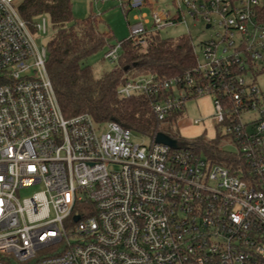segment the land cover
I'll use <instances>...</instances> for the list:
<instances>
[{"label":"built area","instance_id":"built-area-1","mask_svg":"<svg viewBox=\"0 0 264 264\" xmlns=\"http://www.w3.org/2000/svg\"><path fill=\"white\" fill-rule=\"evenodd\" d=\"M21 1L0 0V264H264V0H175L173 12L120 0L138 11L127 39L143 48L188 18L219 27L199 43L202 59L192 41V70L128 79L118 94L174 89L153 103L165 120L211 93L217 133L221 125L245 160L239 172L185 139L177 138L181 148L136 141L116 121L65 116L47 44L36 38L50 31L49 18L39 16L31 30ZM120 49L116 42L105 59L116 63ZM250 111L258 116L246 120ZM39 183L42 191L21 198Z\"/></svg>","mask_w":264,"mask_h":264},{"label":"trees","instance_id":"trees-1","mask_svg":"<svg viewBox=\"0 0 264 264\" xmlns=\"http://www.w3.org/2000/svg\"><path fill=\"white\" fill-rule=\"evenodd\" d=\"M18 10L33 31L36 17L46 15L49 18L51 32L46 41L47 68L65 116L89 113L99 123L116 121L150 141H154L159 132L178 138L170 131L174 123L184 116V111H172L165 120H161L153 108L157 98L173 96L174 89L158 95L137 94L124 98L119 96L118 87L128 79L141 76L172 79L192 70L197 59L191 35L162 37L158 33L152 36L146 48L127 38L119 40L118 61L112 69L97 73L87 63L88 58L114 45V34L111 30L99 28L101 20L98 16L75 18L72 0H22ZM213 81L206 79L205 83ZM217 128L215 138L200 136L189 144L197 154L212 162L232 166L233 171L239 172L245 160L224 148L219 130L221 125Z\"/></svg>","mask_w":264,"mask_h":264},{"label":"rangeland","instance_id":"rangeland-1","mask_svg":"<svg viewBox=\"0 0 264 264\" xmlns=\"http://www.w3.org/2000/svg\"><path fill=\"white\" fill-rule=\"evenodd\" d=\"M148 2L154 5V8L166 9L174 11L175 0H148ZM73 14L77 19H83L90 15H96L100 18L101 23L99 28L104 30H111L114 34V40L112 44L117 41L125 39L130 34V22H133V16L138 12L136 10L128 11V13L120 7V0H72ZM178 4V2H177ZM143 11L148 12L151 15L150 6H147ZM41 21V17H36L34 21ZM219 30V27L206 29L202 22L194 21L188 18L186 23H181L176 26L168 27L160 32L162 37H177L180 35H191L194 43L197 45L199 57L202 59V53L200 51L199 43L211 35L215 34ZM50 32L45 34H36L39 44L46 42L50 36ZM106 50L90 56L87 63L92 65L97 73H101L103 70L112 69L113 63L104 60ZM258 83L264 91V75L258 78ZM213 95L211 93L202 94L199 96H193L186 102L185 115L180 120L175 122L171 128V133L174 136L185 139L192 142L194 139L200 136H205L208 139H213L217 136L215 117H214V103ZM258 113L250 111L245 115V119L257 117ZM195 118H202L203 121L196 124ZM136 141H145L146 137L141 136L135 138ZM224 148L230 151H235V144L228 141L226 138L222 141ZM44 185L39 183L30 187H25L20 190L21 198H26L34 195L36 192L42 191Z\"/></svg>","mask_w":264,"mask_h":264},{"label":"water","instance_id":"water-1","mask_svg":"<svg viewBox=\"0 0 264 264\" xmlns=\"http://www.w3.org/2000/svg\"><path fill=\"white\" fill-rule=\"evenodd\" d=\"M155 141L158 143L167 144L173 148L186 147V142H180L177 138H174L165 132H159L155 137ZM76 219H79V217L76 216Z\"/></svg>","mask_w":264,"mask_h":264}]
</instances>
